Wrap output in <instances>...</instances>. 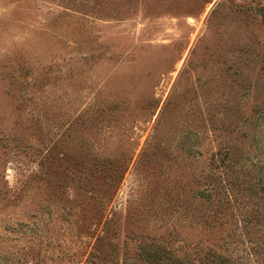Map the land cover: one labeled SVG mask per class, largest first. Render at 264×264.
I'll use <instances>...</instances> for the list:
<instances>
[{"label": "rangeland", "instance_id": "374dc122", "mask_svg": "<svg viewBox=\"0 0 264 264\" xmlns=\"http://www.w3.org/2000/svg\"><path fill=\"white\" fill-rule=\"evenodd\" d=\"M215 253L264 264V0H0V264Z\"/></svg>", "mask_w": 264, "mask_h": 264}, {"label": "trees", "instance_id": "16d2710c", "mask_svg": "<svg viewBox=\"0 0 264 264\" xmlns=\"http://www.w3.org/2000/svg\"><path fill=\"white\" fill-rule=\"evenodd\" d=\"M247 224H250L251 221L249 219L244 220ZM209 263L212 264H243V262L231 255H221L219 253H215L214 259H209Z\"/></svg>", "mask_w": 264, "mask_h": 264}]
</instances>
